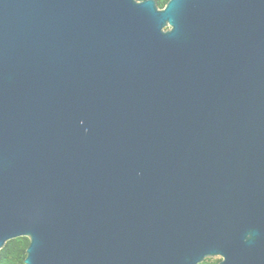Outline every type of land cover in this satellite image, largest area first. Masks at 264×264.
<instances>
[{
    "label": "water",
    "instance_id": "obj_1",
    "mask_svg": "<svg viewBox=\"0 0 264 264\" xmlns=\"http://www.w3.org/2000/svg\"><path fill=\"white\" fill-rule=\"evenodd\" d=\"M24 264H264V0H0V249Z\"/></svg>",
    "mask_w": 264,
    "mask_h": 264
},
{
    "label": "trees",
    "instance_id": "obj_2",
    "mask_svg": "<svg viewBox=\"0 0 264 264\" xmlns=\"http://www.w3.org/2000/svg\"><path fill=\"white\" fill-rule=\"evenodd\" d=\"M141 1V0H138ZM158 8H163L168 0H155ZM29 240L19 237L9 240L0 249V264H24L25 251ZM219 260L206 259L201 264H217Z\"/></svg>",
    "mask_w": 264,
    "mask_h": 264
},
{
    "label": "rangeland",
    "instance_id": "obj_3",
    "mask_svg": "<svg viewBox=\"0 0 264 264\" xmlns=\"http://www.w3.org/2000/svg\"><path fill=\"white\" fill-rule=\"evenodd\" d=\"M209 259H211V260H220L219 257H213V258H209Z\"/></svg>",
    "mask_w": 264,
    "mask_h": 264
}]
</instances>
